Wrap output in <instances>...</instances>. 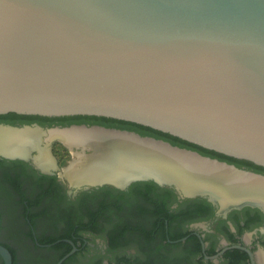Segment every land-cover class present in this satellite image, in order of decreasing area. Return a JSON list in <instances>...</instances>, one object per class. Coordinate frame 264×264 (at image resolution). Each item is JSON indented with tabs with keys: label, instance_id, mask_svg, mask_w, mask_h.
<instances>
[{
	"label": "water",
	"instance_id": "obj_1",
	"mask_svg": "<svg viewBox=\"0 0 264 264\" xmlns=\"http://www.w3.org/2000/svg\"><path fill=\"white\" fill-rule=\"evenodd\" d=\"M8 112L123 120L264 167V0H0V114ZM72 126L219 162L128 130ZM138 180L214 200L154 173L114 185ZM0 253L11 264L1 244Z\"/></svg>",
	"mask_w": 264,
	"mask_h": 264
},
{
	"label": "flooded vegetation",
	"instance_id": "obj_2",
	"mask_svg": "<svg viewBox=\"0 0 264 264\" xmlns=\"http://www.w3.org/2000/svg\"><path fill=\"white\" fill-rule=\"evenodd\" d=\"M71 125L151 136L239 172L264 176V167L252 162L122 121L0 114L2 129L39 133L38 140L24 141L18 150L30 153L29 159L0 151V244L9 251L11 264H264L263 204L222 206L216 198L180 196L152 180L133 181L125 188L114 182L72 186L64 170L73 154L67 166L61 164L67 153L64 141L51 140L50 159L40 157L46 131Z\"/></svg>",
	"mask_w": 264,
	"mask_h": 264
},
{
	"label": "bare ground",
	"instance_id": "obj_3",
	"mask_svg": "<svg viewBox=\"0 0 264 264\" xmlns=\"http://www.w3.org/2000/svg\"><path fill=\"white\" fill-rule=\"evenodd\" d=\"M46 132L41 159H50L51 140L64 141L73 154L64 174L73 185L102 181L120 184L138 174L154 173L174 183L182 194L208 191L222 206L243 202L264 205V176L239 172L163 142L99 127L72 126ZM38 137L34 129L0 128V151H18L24 141Z\"/></svg>",
	"mask_w": 264,
	"mask_h": 264
},
{
	"label": "trees",
	"instance_id": "obj_4",
	"mask_svg": "<svg viewBox=\"0 0 264 264\" xmlns=\"http://www.w3.org/2000/svg\"><path fill=\"white\" fill-rule=\"evenodd\" d=\"M63 117H68V116H63ZM69 117H94V118L113 119V118H106V117H99V116H81V115H77V116H69ZM113 120H116V119H113ZM117 121H122V122H126V123H129V124L135 125V126H137V127H140V128L146 129V130H148V131H150V132H153V133L157 134L158 136H161V135H162V136H164V137H168V138L174 140L175 142H180V143H182V144H186V145H192V146H194V147H198V148H200V149H202V150H205V151H211V150H207V149H204V148H202V147L196 146V145H194V144H191V143H189V142H186V141H184V140H181L180 138H178V137H176V136H172V135H170V134L163 133V132H161V131H158V130L152 129V128L147 127V126H143V125H140V124H136V123H132V122H127V121H123V120H117ZM211 152H214V151H211ZM214 153H216V152H214Z\"/></svg>",
	"mask_w": 264,
	"mask_h": 264
},
{
	"label": "rangeland",
	"instance_id": "obj_5",
	"mask_svg": "<svg viewBox=\"0 0 264 264\" xmlns=\"http://www.w3.org/2000/svg\"><path fill=\"white\" fill-rule=\"evenodd\" d=\"M66 149V148H65ZM67 153L66 156L62 158V166H67V164L69 163V161L72 159V154L68 151V149H66Z\"/></svg>",
	"mask_w": 264,
	"mask_h": 264
}]
</instances>
